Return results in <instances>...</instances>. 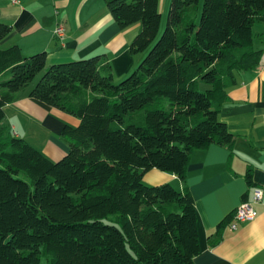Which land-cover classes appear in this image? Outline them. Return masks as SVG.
I'll list each match as a JSON object with an SVG mask.
<instances>
[{"label":"trees","instance_id":"obj_1","mask_svg":"<svg viewBox=\"0 0 264 264\" xmlns=\"http://www.w3.org/2000/svg\"><path fill=\"white\" fill-rule=\"evenodd\" d=\"M158 2L105 0L119 28L140 23L129 45L140 62L119 81L103 53L47 64L45 51L0 46V122L36 76L28 97L79 119L56 161L0 129V264H195L186 166L193 150L233 140L219 114L236 73L261 58L252 27L264 0H170L161 33ZM11 29L0 21V41ZM153 168L182 187L145 184Z\"/></svg>","mask_w":264,"mask_h":264},{"label":"crops","instance_id":"obj_2","mask_svg":"<svg viewBox=\"0 0 264 264\" xmlns=\"http://www.w3.org/2000/svg\"><path fill=\"white\" fill-rule=\"evenodd\" d=\"M169 1L158 2L162 24ZM0 21L12 26L1 47L17 44L24 56L45 51L47 64L103 53L111 62L115 81L128 75L142 56L129 50L140 23L119 28L105 0H0ZM58 24L64 29L61 39L54 35ZM252 30L261 58L253 69L236 73V83L226 89L219 114L233 140L229 147L211 144L193 150L186 166L185 183L194 199L200 248L195 264H264V22H255ZM33 84L4 107L0 129L6 127L56 161L68 151L61 138L63 127L77 126L79 119L28 97ZM248 168L251 186L244 177ZM143 181L182 187L175 174L156 168L145 172ZM255 188L262 190V198L253 203L255 218L230 228L236 206L251 200Z\"/></svg>","mask_w":264,"mask_h":264},{"label":"built area","instance_id":"obj_3","mask_svg":"<svg viewBox=\"0 0 264 264\" xmlns=\"http://www.w3.org/2000/svg\"><path fill=\"white\" fill-rule=\"evenodd\" d=\"M55 37L61 39L64 36V29L62 25L58 24L54 29ZM262 198V190L255 188L253 190V196L251 200H245L240 202L233 214V220L229 223L230 228L235 229L238 223L252 220L256 216V210L253 203L258 202Z\"/></svg>","mask_w":264,"mask_h":264},{"label":"rangeland","instance_id":"obj_4","mask_svg":"<svg viewBox=\"0 0 264 264\" xmlns=\"http://www.w3.org/2000/svg\"><path fill=\"white\" fill-rule=\"evenodd\" d=\"M202 1V0H201ZM202 3V2H201ZM166 17H167V10H166V12H165V14H164V17H163V21H164V23L163 24H161V26H160V33H161V31L163 30V28H164V26H165V21H166ZM127 76V75H126ZM125 76V77H126ZM37 77L38 76H36L35 78H34V80L31 82V83H35V81L37 80ZM124 78V77H123ZM123 78H121V79H123ZM120 79V80H121ZM119 81V80H118ZM30 83V84H31ZM37 135H38V141H40L41 140V133H40V131H38L37 133H36ZM145 183V182H144ZM146 184V183H145ZM147 185H154V184H147ZM174 186V185H173Z\"/></svg>","mask_w":264,"mask_h":264}]
</instances>
